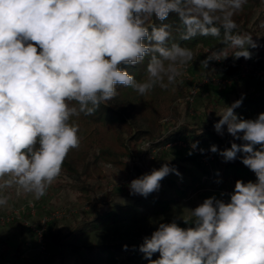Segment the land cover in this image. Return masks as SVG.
Segmentation results:
<instances>
[{
	"label": "clouds",
	"instance_id": "clouds-1",
	"mask_svg": "<svg viewBox=\"0 0 264 264\" xmlns=\"http://www.w3.org/2000/svg\"><path fill=\"white\" fill-rule=\"evenodd\" d=\"M247 3L0 0V207L8 205V189L34 200L46 195L69 152L80 147L73 117L94 115L119 95L120 86L144 96L157 86L176 85L196 60L192 48L179 41H221L223 47L206 50L200 60L204 70L229 57L227 48L235 49L234 59H251L249 49L260 45L250 33H241L234 19ZM170 16L178 20L175 27ZM146 59L143 80L123 67ZM243 98L225 105L213 126L220 136L226 126L230 147L211 145L209 151L224 162L242 154L240 162L256 179L236 180L231 193L220 194L228 201L212 195L188 209L184 222L192 226L180 227L175 219L159 223L139 245L148 264H264V112L250 119L238 116L234 110ZM198 144L192 143L191 150ZM170 173L181 175L165 163L133 179L130 194L147 197Z\"/></svg>",
	"mask_w": 264,
	"mask_h": 264
},
{
	"label": "trees",
	"instance_id": "trees-1",
	"mask_svg": "<svg viewBox=\"0 0 264 264\" xmlns=\"http://www.w3.org/2000/svg\"><path fill=\"white\" fill-rule=\"evenodd\" d=\"M263 12L264 0H248L243 11L234 17L239 31L250 33L260 47L250 48L249 51L253 55L247 60L242 57L234 59L231 55L235 49L227 48L229 57L226 59L232 63L226 67V73H235L244 61L254 67L264 68V35L260 32ZM168 22L174 27L178 24L175 16H170ZM174 37L178 41V34L175 32ZM179 42L192 48L195 58L198 57V47L207 50L223 47L219 39L212 37H197L192 41ZM146 64L147 59L142 64L123 67L137 80H143L146 78ZM259 84L253 91L243 95L241 106L234 110L238 116L248 119L264 109V84ZM189 85L190 82L187 79L179 76L176 85H170L167 90L157 86L144 96L138 95L132 88L120 86L119 95L106 105H101L94 115L81 114L79 117L72 118V121L79 125L81 144L78 149L69 152L59 177L63 179V185L66 188L76 193V200L80 204L87 203L88 206L83 209L69 231L62 233L51 228L45 238L56 245L67 246L76 256L75 264H91L81 251L98 264H125L122 259L129 264H148L138 250L145 236L137 242L117 241L92 243L85 246L75 245L72 240L105 226L146 221L152 216L166 213L170 205L175 202L159 199L153 193L147 197L131 195L129 184L107 191L104 197H98L97 192L101 188L99 182L106 178L102 167L104 164H110L124 172L133 169L138 178L143 173L135 164L136 159L154 154L156 157L154 169H159L163 164L168 163L170 167H174L179 173L187 176L186 184L177 182L169 175L160 181L161 187L171 190L177 199H185L197 191L216 188L228 181L235 185L238 179L245 182L256 179L254 173L240 162L239 157L242 155L240 153L238 158L231 162H224L223 158L217 154L218 173L214 174L200 163L197 155L188 154L192 151L190 149L172 148L174 151L182 150L183 153H178L171 159L165 158L166 148L163 147L170 142L182 140L192 144L199 141V148L216 145L223 150L230 147V141L233 140L232 137L222 138L213 126L220 119L218 115L225 105H231L241 97L224 103L219 101L217 96L209 95L202 103L198 97L196 100L201 104L203 120L197 126L184 125L178 122L181 113L173 101L177 97L184 96ZM164 118L168 121L162 122ZM171 121L170 129L168 125ZM235 142L241 143V141ZM183 164L196 167L201 176H196ZM116 198H123L129 202H116ZM189 218L190 216L184 219ZM184 219L176 221L180 227L192 226L185 224ZM125 245L128 246L127 249L124 248ZM158 255V253L154 254L152 259L158 258ZM57 264L65 263L60 261Z\"/></svg>",
	"mask_w": 264,
	"mask_h": 264
},
{
	"label": "rangeland",
	"instance_id": "rangeland-1",
	"mask_svg": "<svg viewBox=\"0 0 264 264\" xmlns=\"http://www.w3.org/2000/svg\"><path fill=\"white\" fill-rule=\"evenodd\" d=\"M261 23H264V12ZM260 32L264 35V28L260 27ZM206 50L198 47V57L192 64L186 66L181 75V77L190 82L187 92L196 83L199 91L195 95L191 94L192 100H190L191 98L189 99L190 93H186L173 101V104L181 113L178 122L184 125L197 126L203 120L202 107L196 98L199 97L201 103L205 102L209 95L217 96L219 101L223 103L234 101L253 91L260 85L259 83L264 84V73L262 75L249 74L245 77L234 75L235 77L232 78L231 83L225 87L213 84L214 80L226 79L231 74L226 73L228 65L224 61L227 59H224V61H212L209 64V68L204 70L200 66V60L208 55V53H205ZM261 112H264V109L259 110L250 118H255ZM168 127L172 128V121ZM221 137L224 139L231 137L226 131V126L225 134ZM164 153L166 159H171L174 155L182 154L183 152L182 150L179 152V150L174 151L172 148H168L164 150ZM135 164L143 174L150 173L156 166V157L154 154L140 157L136 159ZM218 164V156L214 154V159L210 165L211 173H218ZM183 165L189 167L196 176H201L200 171L196 167L190 164ZM102 167L106 178L99 182L101 188L97 192L98 197H104L107 191L129 184L133 178V169L124 172L110 164H104ZM180 174V176H177L170 173L169 176L177 182L188 183L187 176ZM233 189L234 185L228 181L219 187L200 190L185 199H177L171 190L166 187H160L158 191L153 192L155 196L162 200L175 201L170 205L166 213L152 216L140 223H119L105 226L86 235L75 237L72 242L78 246L117 241L137 242L140 238L151 235L161 222H171L173 219L177 221L190 216L188 209L195 208L205 198L216 195L217 198L228 201V195L221 197L220 194L222 192L231 193ZM5 194L10 198L7 206L0 207V217H13V219L4 223L0 221V264H57L60 261L65 264H75L76 256L67 246L56 245L46 239L45 236L51 228L62 233L69 231L74 221L80 217L81 212L87 208L88 204H80L76 200V193L66 188L63 185V179L60 177L53 182L48 188L46 195L40 200H34L28 194L16 195L14 189H8ZM29 200H33L31 205ZM115 201L129 202L123 198H116ZM39 229H43L41 239L37 236ZM81 253L91 264H98L91 257L86 256L84 251H81ZM122 261L125 264H129L123 259Z\"/></svg>",
	"mask_w": 264,
	"mask_h": 264
},
{
	"label": "built area",
	"instance_id": "built-area-1",
	"mask_svg": "<svg viewBox=\"0 0 264 264\" xmlns=\"http://www.w3.org/2000/svg\"><path fill=\"white\" fill-rule=\"evenodd\" d=\"M224 62L228 66H230L231 63H232L230 60H225ZM263 73H264V68L254 67L251 64H249L247 61H244L243 63H241L239 65L238 70L235 73L231 74L230 77H228L226 79H216V80H214V83L213 84L218 85V86H221V87H225L226 85H228V84L231 83L232 78L235 77V76H243V77H245V76H248L249 74H253V75H258L259 74V75H262ZM196 84H194L192 86V88L189 89L188 92H187V93H190V96H189V99L191 98L190 100H192L191 94L192 95H195L196 92H197L196 89H198V85H196ZM167 121H168L167 118H164L162 120V122H167ZM190 146H191V143L184 142L182 140H178V141L170 142V143L166 144L163 148L168 149V148H175L176 147V148L190 149L191 150V147ZM199 149L200 148L198 147L196 150H194V151L192 150V151L198 156L200 163L203 166L207 167L210 172H212L211 169H210V165H211V163H212V161L214 159V153H212V152L209 151L210 147H204L203 149L205 151H204L203 154L199 151ZM132 176H133V178L130 181H132L133 179L136 178L135 173H132ZM12 219H13V217H10V218H7V217L6 218H2V217H0V221L2 223L6 222V221H9V220H12ZM42 230L43 229H39L37 231V236L39 237V239L42 238V234H43V231Z\"/></svg>",
	"mask_w": 264,
	"mask_h": 264
}]
</instances>
